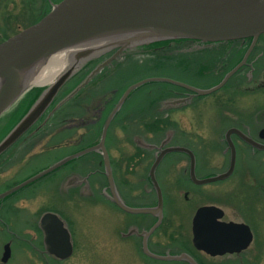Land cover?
Segmentation results:
<instances>
[{
	"label": "rangeland",
	"instance_id": "1",
	"mask_svg": "<svg viewBox=\"0 0 264 264\" xmlns=\"http://www.w3.org/2000/svg\"><path fill=\"white\" fill-rule=\"evenodd\" d=\"M60 1L0 0V42L31 25L50 9V3L52 5ZM198 50L195 44H185L180 52ZM259 52L262 50L259 49ZM202 59V56L183 57L181 63L185 70L181 73L184 78L179 80L206 90L216 84L217 74L211 72L201 77V72L209 70V64L202 62ZM148 60L152 63L154 57L140 52L132 53L129 62L126 61L125 66L116 73L114 87L118 89L120 86L121 89L149 78L145 76V71L152 69L136 68L134 64L143 65ZM174 60L177 59L169 60L170 66L165 67L178 75L180 72L174 67ZM217 64L215 67L218 68ZM261 65L262 69L264 61ZM159 73L156 71L152 75ZM239 76L243 77V74ZM261 80V84L264 83V69L259 78ZM233 81L218 92L196 96L193 104L182 110L165 108L162 102L156 105L162 94L161 86H142L130 95L126 111L131 114H124L118 119L108 139L118 193L128 206L146 207L156 203L155 191L147 180L155 150L142 144L164 145L167 142L164 141L165 133L171 134L173 145H186L196 152L197 177L210 178L224 172L228 166L229 156L223 135L234 125L231 116L243 118L246 112L253 118V124L248 125L251 132L264 126V105L255 108L253 102H257V99L243 96V85L238 91L232 90ZM36 89L42 91L44 87H35L0 117V141L26 114ZM68 111L69 108H62L46 117L40 126L42 128L32 131L35 132L33 136H25L0 157V194L79 149L74 144L82 141L79 139L83 133L80 122L70 118L59 123L60 117ZM159 117H167L168 125L165 131L155 135L145 124H151ZM143 121L147 123L143 124ZM173 145L168 144L167 147ZM140 147L146 151L139 150ZM131 154H136L133 161ZM181 156L184 154L170 153L169 160L157 170L164 196L165 220L151 238V251L159 255H176L182 249H188L191 246V220L194 213L200 206L216 205L224 208L226 219L244 222L253 233V241L248 250L243 252L241 262L234 264H264V151L255 152L248 145L239 143L232 176L228 180L202 186L195 185L186 176L180 177L182 167L170 169L169 165ZM92 158L88 155L67 163L1 200L0 264H159L144 257L139 247V236L122 237L131 228L144 231L142 226H149L154 219L129 215L116 207L105 197L107 190L104 177L94 175L92 187H86L85 179L91 171ZM183 168L187 170L184 163ZM44 212L56 213L66 222L74 245L73 255L69 259L59 261L44 253L43 236L38 226ZM6 243L11 244V256L6 263H2L1 256ZM203 258L207 260L206 264H222L223 260L229 259ZM160 264L177 263L165 261Z\"/></svg>",
	"mask_w": 264,
	"mask_h": 264
},
{
	"label": "water",
	"instance_id": "2",
	"mask_svg": "<svg viewBox=\"0 0 264 264\" xmlns=\"http://www.w3.org/2000/svg\"><path fill=\"white\" fill-rule=\"evenodd\" d=\"M262 34H264V0H61L52 4L51 10L38 22L0 43V117L32 87L40 86L33 84L32 80L47 66L51 57L59 53H68L70 57V64L52 83L41 85L44 89L26 114L0 141V156L37 123L59 91L81 67L103 52L117 50L110 59L96 67L54 109L67 102L102 67L126 50L164 41L190 40L200 43H219L243 39L252 40L251 50ZM248 53L219 84L206 90L164 77L146 78L129 86L104 124L97 145L68 156L5 191L0 194V200L50 174L72 159L91 151H100L108 181L107 197L126 213L152 215L157 219L149 230L139 233L132 228L126 235L141 236L142 252L152 259L197 264L186 253L159 255L149 249L148 238L160 226L163 219V195L156 179L157 167L166 154L184 153L190 159L191 181L196 185H205L225 180L232 175L236 161L232 134H236L244 142L259 150H264V144L253 140L236 128L228 129L225 140L230 149L229 167L225 172L210 178L196 176V160L190 149L183 146L162 148V146L142 144L159 152L149 170V179L155 190L157 203L151 207H131L122 201L114 182L105 147L107 130L112 117L129 94L138 87L150 82H167L197 95H208L227 83L229 77L243 65ZM188 99H176L167 104L174 106ZM260 138H264V130ZM223 217L224 211L217 206H202L196 210L192 219V243L197 250L214 257L240 253L249 247L253 240L249 226L245 223L222 221ZM38 226L43 235L44 252L48 256L63 261L73 255L74 247L70 230L58 214L43 213L39 218ZM10 256L11 248L7 243L3 247L1 262L6 263Z\"/></svg>",
	"mask_w": 264,
	"mask_h": 264
},
{
	"label": "flooded vegetation",
	"instance_id": "3",
	"mask_svg": "<svg viewBox=\"0 0 264 264\" xmlns=\"http://www.w3.org/2000/svg\"><path fill=\"white\" fill-rule=\"evenodd\" d=\"M251 43H252L251 39H243V40H236V41H230V42H220V43H200V42L194 43L193 41H191V42L188 41V42H184V43L180 44L179 46H183L185 44H191V45L195 44L202 51L211 50V48L219 47L222 44H224L225 47L229 46L228 50H226L225 52L207 51V52L195 53V54L189 55L190 57H193V56H195V57L202 56L203 57L202 62L209 64V67H208L209 70H204L203 72H201L200 76L204 77V76H207V74L214 72L217 74L216 84L221 82L222 79L224 78V76L226 74H228L233 68H235L242 61V59L245 58L246 54L249 51L243 65L233 75H231L229 77V79L227 80V83L219 90H222L223 88L228 87V85H230V82L235 79V81H233L234 85L232 84L231 89L238 91V88L241 85H243V90L241 91V92H243V96L247 95V96H251L253 99L256 98L257 102H253V106L255 108H257L259 106L264 105V99H263V97H264V83L261 84L262 80L259 81V78L262 75V72L264 69V67L261 69V67L263 66V65H261V63H263V61H264V38H263V36H260L259 39L254 44V46L252 47V49L250 50ZM259 49H261L262 52H259ZM116 51H117L116 49L107 51L106 53H102V54L96 56L95 58H93L92 60L88 61L87 63H85L82 66V69L79 71V73H77L71 79V81H69L61 89V91L59 92V95L57 96V98L52 103L50 109L47 111V114L44 115L41 118V120L33 127V129H31V131L28 132L25 136H27V135L33 136L35 134V132L32 133V131L37 130V128H38V130L40 128H42L40 126L42 124V121H44L46 119V117L48 118L50 115H54L58 110H62V108L66 109V107H67V108H69V111L66 114L63 113V116H61L59 119V123H62L63 121H66V120L71 118V119L79 121L81 126H82V129H83V133L80 134V136H79V139L82 141L78 140L79 142H76L74 144L79 149L76 150L75 152H73L72 154L68 155V156H71L77 152H80V151L88 148V147H91V146L98 144L99 138L101 137V132H102V129L104 127V124L106 123L108 117L110 116V114L114 110L119 99L122 97V95L125 92L124 91L125 89L123 87L120 89L119 88L120 86L119 87L116 86V87H118V89L115 88L114 85H116V84H114V82L116 79V73L118 71H120V69L125 66L126 61L129 62L128 60H130V58H131L130 54L122 53L116 59L112 60L109 64L102 67V69L98 73H96L91 78V80L83 88H81L77 93H75V95L73 97H71L65 104H62L56 110H53V109L55 108V105H57L63 98H65L68 94H70L73 90H75V88L79 84H81L86 79V77L96 67H98L99 65L103 64L108 59H110ZM229 51H231V52H229ZM239 51H242V53L240 55H238V53H237ZM189 56H184V57L187 58ZM217 62H218V64H217ZM216 64L218 65V68L215 67ZM165 66L167 67L168 64H166ZM211 66H213V67H211ZM183 68H184V66L182 65V63H180V65L177 68V70L180 72V74H178L180 78H184L182 73H181V72H183V70H185ZM186 71L188 72V70H186ZM239 74L240 75L243 74V77H240ZM176 80L186 84V82L182 79L181 80L176 79ZM128 86L129 85H126L125 88H127ZM189 86H191V85H189ZM110 87H112V88H110ZM195 88H197V87H195ZM135 91H133V92H135ZM218 91H215V92H218ZM133 92H131L129 94V96L126 98V100L124 101L122 106L118 109V111L112 117L110 124H109V127H108V130H107V137H106V144L105 145H106V149L109 153L110 164H111L113 171H114V167H113L114 163L112 160L110 150L108 148V139H109V136L111 137L112 126H114V124H116L118 122V119L121 116L123 117L124 114H129V113L131 114V112L126 111V109H127L126 103L129 99L130 95ZM196 96H201V95H197V94L193 93L192 91L187 90V89L180 87V86H178V87L176 86V89L173 88L172 90H165L164 92L162 90V99H169V98L186 99V98H189L186 102H181L179 104H176V105H174V107L165 106V108H171L172 110L188 109L193 104V101H194ZM203 96H205V95H203ZM50 111H51V113H50V115H48V113ZM162 118L164 120L167 119V117H162ZM230 118L232 121L231 123L234 124V125H232L233 127L231 126L230 128H236V129L240 130L241 132H243L248 137L252 138L253 140L264 144V138H260V135L262 134V131L264 130V126L262 128L257 129V130L254 129L253 132H251L250 127H248V125L253 124V122H252L253 118H250L246 114V112L243 113V118L242 117L238 118L237 116L236 117L231 116ZM145 123H147V121H145L143 124H145ZM164 137H165L164 141L167 140L166 144L164 143V145H157V146H163V148H166L168 144L173 145L172 144L173 136L171 134L165 133ZM231 139H232L234 146H235L236 161H237V153L239 150V143H242V145L243 144L248 145L255 152L264 151V150H259V149L253 148L248 143L244 142L241 138H239L236 134H232ZM223 140H224V143L226 145V152L229 156L228 157V166L225 169V171H226L229 167V164H230V149L228 147V144L225 140L224 135H223ZM82 145H85V147L82 148ZM174 145H176V144H174ZM186 147H188V146H186ZM188 148L191 149L192 152L194 153V156L196 159V167H197L196 152L192 148H190V147H188ZM154 153H155V155L153 157L152 163L155 161L156 156L159 154L157 152V150H155ZM169 154L170 153L166 154L163 157L159 166H163L169 160ZM88 155L91 156V158L93 157L91 160L92 165L90 164L91 171L87 174L89 176H86V178H88V184L90 183V186H91V179L93 178V176H91V175H93L94 173L95 174L98 173L99 177H104V175H103V157H102V154L100 151H91L87 154H84V155L79 156L75 159H72L67 163L74 162L75 160L80 159V158L85 157V156H88ZM130 157H131L132 161L136 158L135 154H131ZM182 158H184V159L182 160ZM236 161H235V166H236ZM183 163L185 165H187V170L185 168H183ZM66 164H64V165H66ZM159 166H158V168H159ZM189 166H190V159L185 154H184V156H181V157L175 159L173 161V163L169 165L170 169H172V170H174L175 168L182 167V171L180 169V173H182V176H180V177L186 176L191 181V179L189 177ZM158 168H157V170H158ZM57 170H55V171H57ZM234 170H235V168H234ZM55 171H53V172H55ZM184 172H185V174H184ZM156 177H157V181H158L157 171H156ZM104 180L106 181L105 177H104ZM147 180H148V184L150 185V187H152L150 180L148 178H147ZM226 180H228V179H226ZM197 186H199V185H197ZM222 209L224 211V217L222 218V221L227 222L229 220L226 219V212H225L224 208H222ZM163 211H164V205H163ZM143 217H147V216H141L140 218H143ZM151 220H152V217H151ZM136 226L138 228H141L138 225H136ZM147 227L148 226L145 225V226H142L141 229L143 230V229H146ZM153 236L154 235L152 234L149 237V244H150L151 238ZM133 237H135V236H133ZM140 240H141V237H140ZM243 252H245V251H241L240 253H234V254H226L223 256H219V257H211L209 255H206L204 252L197 251L194 248H192V246H189L188 249L187 248L182 249L179 253L190 254L193 257V259L196 261L197 264H206L207 260H205L203 258L206 256L209 258L227 257L229 259H225L221 263L222 264H234L237 262H241L240 260L243 256ZM182 264H187V263H182Z\"/></svg>",
	"mask_w": 264,
	"mask_h": 264
},
{
	"label": "trees",
	"instance_id": "4",
	"mask_svg": "<svg viewBox=\"0 0 264 264\" xmlns=\"http://www.w3.org/2000/svg\"><path fill=\"white\" fill-rule=\"evenodd\" d=\"M48 11H46V12L43 11L44 13L41 16H39L36 20H34L33 23H31V25L34 24L35 22L39 21ZM6 38H8V37H6ZM184 42H188V41L177 40V41H165V42H159V43H152V44H148V45H142V46H139V47L134 48V49H130L128 52L130 54L135 53V52L136 53L140 52V53H145V54H148V55H151L154 57V60L152 63L149 62L151 60L144 62L143 65H137L136 63H134L136 68H143V69L150 68V69H152L151 71H148V72L145 71V76H148V77L149 76H164V77H170L173 79H179L180 78L179 75H174L169 70L166 69L165 65L168 64V66H167V68H168L171 64L170 63L171 61H169V60L177 59V60H174V62H175L174 67L177 69V67L181 63V59H183L184 56H189V55H192L195 53H202V52H207V51H210V52H216V51L217 52H225L226 51L225 45L222 44L221 46L218 47V50H217V47L216 48L213 47V48H211V50H206V51L198 50V51L181 53L180 49H182V46H179V45L184 43ZM214 50H216V51H214ZM237 53H238V55H240L242 53V51H239ZM161 59H165V61L161 60ZM162 62H165V64L162 65ZM156 71H159L161 73H159V75H152V73H155ZM154 84L158 87L161 86L163 92L165 90H172L173 88L176 89V86H173V85L168 84V83H154ZM123 88H125V86ZM40 92H41V89L35 90V93L32 96L33 100L37 98V96L40 94ZM145 125L150 132H152L153 134L156 135V134H161L163 131H165V129L167 128L168 122H167V120H164L162 117H159V118L155 119V121L153 123L145 124ZM139 150H141V149L139 148ZM135 157H136V155H135ZM149 226H151V225H149ZM146 259H148L150 261L157 262L159 264L164 263L161 261L153 260V259L148 258V257H146Z\"/></svg>",
	"mask_w": 264,
	"mask_h": 264
},
{
	"label": "bare ground",
	"instance_id": "5",
	"mask_svg": "<svg viewBox=\"0 0 264 264\" xmlns=\"http://www.w3.org/2000/svg\"><path fill=\"white\" fill-rule=\"evenodd\" d=\"M70 64L68 53H59L50 58L47 66L36 75L32 83L37 85H48L52 83L57 76Z\"/></svg>",
	"mask_w": 264,
	"mask_h": 264
}]
</instances>
